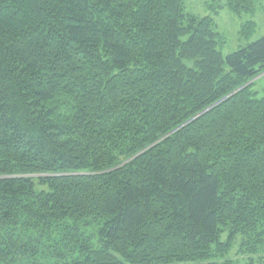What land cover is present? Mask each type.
I'll return each instance as SVG.
<instances>
[{
	"label": "trees",
	"instance_id": "16d2710c",
	"mask_svg": "<svg viewBox=\"0 0 264 264\" xmlns=\"http://www.w3.org/2000/svg\"><path fill=\"white\" fill-rule=\"evenodd\" d=\"M185 2L0 0V264H255L264 36Z\"/></svg>",
	"mask_w": 264,
	"mask_h": 264
},
{
	"label": "rangeland",
	"instance_id": "374dc122",
	"mask_svg": "<svg viewBox=\"0 0 264 264\" xmlns=\"http://www.w3.org/2000/svg\"><path fill=\"white\" fill-rule=\"evenodd\" d=\"M225 3L226 0H186L185 2L188 12L194 13L200 17L205 15H213L216 17L218 24L217 30L226 41L224 47H222L224 57L264 36V0H259L257 2L254 13H243L242 15H236L230 11L228 7L224 6ZM250 20H254L257 26L253 35L246 38L241 31L243 25ZM254 91L257 97L264 96V78L258 81ZM221 240H228L227 231L223 232ZM228 257L237 259L241 263H245L251 258L249 255L240 252L239 239H236L231 245ZM252 258L255 260V264H264V251H262L260 255L253 256Z\"/></svg>",
	"mask_w": 264,
	"mask_h": 264
},
{
	"label": "water",
	"instance_id": "95a60500",
	"mask_svg": "<svg viewBox=\"0 0 264 264\" xmlns=\"http://www.w3.org/2000/svg\"><path fill=\"white\" fill-rule=\"evenodd\" d=\"M262 75H264V74H262ZM262 75H260L259 77H257V78H260ZM257 78H255V79H253V80H251L248 84H250L251 82H253L254 80H256Z\"/></svg>",
	"mask_w": 264,
	"mask_h": 264
}]
</instances>
